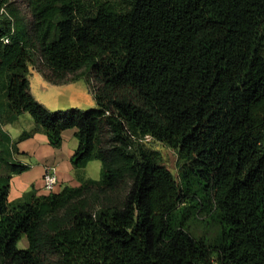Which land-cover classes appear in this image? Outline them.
Returning <instances> with one entry per match:
<instances>
[{"label": "trees", "instance_id": "1", "mask_svg": "<svg viewBox=\"0 0 264 264\" xmlns=\"http://www.w3.org/2000/svg\"><path fill=\"white\" fill-rule=\"evenodd\" d=\"M20 2L0 0V264H264V0ZM29 68L82 79L95 107L48 111ZM23 113L34 127L13 140L2 126ZM68 129L71 169L98 161L99 179L9 202L29 169L17 145L59 149ZM146 140L176 153L177 179Z\"/></svg>", "mask_w": 264, "mask_h": 264}, {"label": "crops", "instance_id": "2", "mask_svg": "<svg viewBox=\"0 0 264 264\" xmlns=\"http://www.w3.org/2000/svg\"><path fill=\"white\" fill-rule=\"evenodd\" d=\"M31 71L35 70L29 68V75ZM75 82L64 85H70ZM25 114L27 113L21 114L15 123L2 126L3 131L7 132L11 139L15 140L23 131H30L33 129L34 125L32 120L29 121ZM74 134L75 129L63 131L61 134L62 145L59 149L51 148L46 136L42 133H35L32 137L21 141L17 145L20 155L16 157V160L28 165L29 169L19 175L12 176L10 179L8 194L9 202L20 198L31 188H33L36 195L46 194L42 190L41 180L43 168L45 166H54L56 168L58 179V186L55 189L56 192L65 185L71 187L78 186L79 178L83 177L85 179H90L87 174L88 167L100 171V163L98 161L88 162L86 167L83 171H80V173L71 169L69 159L77 146V140Z\"/></svg>", "mask_w": 264, "mask_h": 264}, {"label": "rangeland", "instance_id": "3", "mask_svg": "<svg viewBox=\"0 0 264 264\" xmlns=\"http://www.w3.org/2000/svg\"><path fill=\"white\" fill-rule=\"evenodd\" d=\"M16 3L20 4L21 2L16 0ZM35 66L38 67L39 64H35ZM28 82L32 97L48 111L57 112L72 109L87 111L95 107L94 98L82 79L70 85H51L45 82L38 72L31 71ZM25 115L31 121L30 116ZM143 144L145 147L160 153V163L177 179L178 157L176 153L161 143L146 140ZM78 172L80 173V171ZM87 174L90 179L98 180L100 171L88 167ZM188 218L189 231L193 237L211 239L215 235L216 227L208 224V217L205 215L193 212L189 214ZM26 247L27 240L23 237L18 242L17 248L25 249Z\"/></svg>", "mask_w": 264, "mask_h": 264}, {"label": "built area", "instance_id": "4", "mask_svg": "<svg viewBox=\"0 0 264 264\" xmlns=\"http://www.w3.org/2000/svg\"><path fill=\"white\" fill-rule=\"evenodd\" d=\"M42 190L45 193L55 191L58 186L57 172L54 166H45L42 173Z\"/></svg>", "mask_w": 264, "mask_h": 264}]
</instances>
